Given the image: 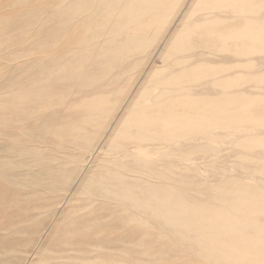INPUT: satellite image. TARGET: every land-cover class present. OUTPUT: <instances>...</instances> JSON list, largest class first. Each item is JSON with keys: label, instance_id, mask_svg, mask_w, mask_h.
<instances>
[{"label": "rangeland", "instance_id": "1", "mask_svg": "<svg viewBox=\"0 0 264 264\" xmlns=\"http://www.w3.org/2000/svg\"><path fill=\"white\" fill-rule=\"evenodd\" d=\"M149 1L0 0V264H264V0L193 20L202 0H154L143 48L100 64ZM227 29L238 39L205 33ZM164 70L153 110L168 102L183 126L127 139Z\"/></svg>", "mask_w": 264, "mask_h": 264}, {"label": "bare ground", "instance_id": "2", "mask_svg": "<svg viewBox=\"0 0 264 264\" xmlns=\"http://www.w3.org/2000/svg\"><path fill=\"white\" fill-rule=\"evenodd\" d=\"M149 2H150L149 9H152V11L151 12L148 11L146 13H143L140 11V13H142V15H143V18L140 15L136 18L137 21H136V26H135V32L131 33V36H130L129 40L127 41V43L123 46H121L119 44L108 45L104 49V51L101 52L102 59H101V61H99L100 64L108 65L109 67H111V71H113L116 68L115 64L118 61H121L122 59H123V61L125 60L124 57L127 53H129L127 56V58H128L131 53H133L134 51H140L143 48L142 42H139V41L142 40L143 36H144V38L146 36L144 34L145 33L144 29L146 28V30H147V28L150 29L152 27L154 22L151 20V18L153 17V15H155L154 6L157 5V3L154 0H151ZM235 3H236V7L231 5L229 2H227V0H219V1L216 0V2H213V0H202L197 5L196 9L192 10L191 18L193 20L198 13H200V14L206 13L205 12L206 6L209 7L208 12L214 11L216 13L217 12L218 13H221V12L226 13V12H233V10H235L234 13H237V14L238 13L251 12L253 10V8L255 7L253 4H250L246 0H237V2H235ZM229 6H230V8H229ZM131 10H133V9H131ZM143 23L146 24L144 27H143ZM162 24L165 27V25L167 24V19L164 20ZM191 30H192V28L191 29H189V28L183 29V31L181 33L177 34L176 38L173 39L169 43L170 58L176 59V62L174 63L176 67H180L178 61L184 60V58H185L184 56L189 51L188 50L189 49L188 44L194 40V39L188 40V39H190V35L192 34ZM193 33H194V31H193ZM205 33H206V36H211L210 40H212L216 43L217 42L219 43L220 41H223V42L229 41L230 42L232 40L238 39L237 38L238 33L236 31L232 32L230 29L218 31V32H213V31L210 32L209 30H205ZM245 33H247L250 36V38L253 40L252 37L255 35V32L253 31L252 26L251 27L249 26V28L245 29ZM242 34H243V32H242ZM167 71L164 70L163 72L157 73L156 75L154 73V75L151 79L152 80L151 82L156 81L158 85H156L152 89H150V88L145 89L143 91V93L141 94L140 98L134 99L135 103L133 106L138 107L139 109L136 112H133L132 115L129 118H127L123 124L122 132H123L124 137H127V139H129V140L132 139V135H130V134L132 133L133 130L137 131L139 129H144L147 131V130H150V129H153L156 127H160L164 136H168L173 128H176L178 126L179 127L183 126L182 123L186 119V117H184L183 115H180V120H177V123H174L173 119L171 118L172 112H171L169 106L167 105L168 102H166V101L163 102L161 104V107L158 108V110H153V107H155V105H154L155 101L159 100L158 96L161 95L160 94L161 92H159V89L163 85V83L161 81H163V78H164L165 74L167 73ZM196 80L200 82V80L196 79V78L190 79L189 81L185 80L182 83L184 85L183 87H181V85L179 86L177 84H171V83H169L170 80H168V81L166 80L167 83L164 84V88L166 89L167 94L178 93V92H181L180 90L188 91V90H192L196 87V85L198 84V83H196ZM88 85H90V84H88ZM152 95H154V96H152ZM149 108L152 109V111H150V112L147 111ZM142 110H144V111H142ZM204 122H210V119H207V121L201 120L198 123V125H196V127L194 128L195 129L194 131L206 130L208 127L206 128L204 126V124H203ZM214 126H216V125H214ZM135 131H133V132H135ZM147 132L151 133L149 131H147ZM145 142H146V140H145ZM168 144L171 146V144H174V143H168Z\"/></svg>", "mask_w": 264, "mask_h": 264}]
</instances>
